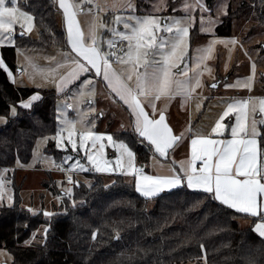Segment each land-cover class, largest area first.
Returning a JSON list of instances; mask_svg holds the SVG:
<instances>
[{
	"label": "rangeland",
	"instance_id": "374dc122",
	"mask_svg": "<svg viewBox=\"0 0 264 264\" xmlns=\"http://www.w3.org/2000/svg\"><path fill=\"white\" fill-rule=\"evenodd\" d=\"M18 1L0 0V47L15 44L19 33L33 39L39 36L33 18L18 6ZM182 1L54 0L63 3L67 12L69 7L72 9L71 15L78 21L88 46L97 45L107 54L105 49L110 43L119 44L125 51L119 55L120 63L127 72L126 77L120 70L118 73L127 81L134 77L144 86L151 88L154 84L151 92L163 91L165 84L168 94L191 96L199 107L196 109L194 105L192 110L201 109L197 117L193 116L194 133L228 131L233 137L258 138L264 133V25L259 24L251 11L233 22L231 36L218 37L212 26L223 15L224 3L220 1L217 8L216 0L212 9L206 7L212 15L200 16L199 10L194 17V13L173 12ZM198 3L208 14L205 0H191L193 5ZM148 4L144 11L142 6L147 8ZM227 6L228 2L226 9ZM159 9L165 12L163 16L156 13ZM58 16L62 28L59 11ZM198 19L201 32L208 36L200 35L197 25L190 48V32ZM72 62L66 51L19 48L11 81L16 87L50 90L70 70ZM217 77L227 80L217 89H209ZM64 89L63 93L53 89L59 95L56 135L37 139L28 164L17 163L15 172L10 171L12 180L6 178L8 171H0L1 207L14 205V186L21 185L20 206L31 214L42 213L50 218L64 210L65 199L71 200L73 186L89 184L87 174L100 175L107 181L115 176L131 178L136 174L138 162L134 153L117 140V135L132 131L131 125L110 95H105L99 83L90 79L71 82ZM198 96L206 97L195 100ZM160 105L166 107L167 102L161 101ZM16 113L17 109L11 107L10 116ZM6 123L7 119L0 117V126ZM50 145L61 153V161L45 153ZM262 162L264 165V158ZM46 180L48 183L44 184ZM59 192L64 195L59 196ZM249 223V218L239 221L242 228ZM47 229V225L42 226L24 246L43 242ZM11 263V254L0 250V264Z\"/></svg>",
	"mask_w": 264,
	"mask_h": 264
},
{
	"label": "trees",
	"instance_id": "16d2710c",
	"mask_svg": "<svg viewBox=\"0 0 264 264\" xmlns=\"http://www.w3.org/2000/svg\"><path fill=\"white\" fill-rule=\"evenodd\" d=\"M215 1L205 0L206 7L212 9ZM18 6L33 18L40 33L35 39L16 36L13 46L0 48L1 59L12 73L19 48H68L54 0H19ZM251 11L264 25V0H231L215 35L231 36L233 22ZM197 25L190 32V48ZM36 94L39 99L28 110L18 106ZM58 98L53 89L16 87L0 67V117L7 119L0 126V171H8V180L14 178L10 171L15 172L17 163L28 164L37 139L56 135ZM11 107L17 109L15 116L9 114ZM117 140L128 145L138 165L147 169L151 150L133 131L117 135ZM258 141L263 160V132ZM45 153L61 161L54 145ZM86 179L89 184L73 186L64 210L50 218L22 208L18 195L21 185L14 186V205L0 206V250L11 254V264H264V236L252 227H240L239 221L249 217L223 206L209 194L182 187L146 199L123 176L107 181L87 174ZM44 225L48 229L43 242L24 246ZM115 235L117 240H113Z\"/></svg>",
	"mask_w": 264,
	"mask_h": 264
},
{
	"label": "crops",
	"instance_id": "0c3cea01",
	"mask_svg": "<svg viewBox=\"0 0 264 264\" xmlns=\"http://www.w3.org/2000/svg\"><path fill=\"white\" fill-rule=\"evenodd\" d=\"M220 1L224 3V13L212 26L214 35L215 28L227 13L225 4L230 2L218 0L217 8ZM187 2L188 0L182 1L173 12L181 15L194 13L195 17L201 10L200 16L212 15L205 3L208 14L203 11L200 3L193 5L191 0L189 4ZM55 4L66 35L68 46L66 52L73 59V64L67 73L60 78L58 76L59 80L53 89L63 93L66 91L65 86L71 82L90 79L99 83L105 95H110L116 107L126 115L132 131L143 145L151 150L147 169L137 164V171L133 177L123 176L134 184L136 192L146 199L182 187L209 194L223 206L249 217L250 223L244 228L252 227L255 233L264 236V165L260 154L259 137H233L228 131L220 134L194 133L193 116L197 117L201 109L192 110L194 105L196 109L199 107L194 104L191 96L168 94V87L165 88V84L162 85L163 91L151 92L154 87L152 82L153 87L150 88L134 77L127 81L125 78L127 71L121 65L120 59L118 63H113L109 59L108 47L105 54L97 45L94 48L88 46L78 21H74V16L71 15L72 9L69 7L67 12L63 3ZM190 5L193 8H188ZM142 7L146 11L149 4L147 8ZM92 11H96V8ZM156 13L160 16L165 14L160 9ZM197 24L199 34L208 36L201 32L199 19ZM12 35L10 36L13 37ZM124 52L118 44V57ZM0 67L13 84L11 81L13 73L7 69L1 56ZM118 70L125 77L119 74ZM204 97L206 96H198L195 100L202 101ZM38 99L37 94L33 95L18 106L28 110ZM161 101L167 102L166 107L161 108Z\"/></svg>",
	"mask_w": 264,
	"mask_h": 264
},
{
	"label": "built area",
	"instance_id": "2783aa9c",
	"mask_svg": "<svg viewBox=\"0 0 264 264\" xmlns=\"http://www.w3.org/2000/svg\"><path fill=\"white\" fill-rule=\"evenodd\" d=\"M117 50H118V44L117 43H110L108 47V55L109 59L113 63H118L119 62V57L117 55Z\"/></svg>",
	"mask_w": 264,
	"mask_h": 264
},
{
	"label": "water",
	"instance_id": "95a60500",
	"mask_svg": "<svg viewBox=\"0 0 264 264\" xmlns=\"http://www.w3.org/2000/svg\"><path fill=\"white\" fill-rule=\"evenodd\" d=\"M20 36H22V33H19L17 35V37H20ZM17 70L20 72V69H17ZM226 80H227L226 77L224 79H221L220 77H217L216 80L212 84H210L208 88L211 89V90H215V89H217L219 87V85L221 84L222 81H226ZM58 195L59 196H63L64 193L59 192ZM113 240H117V236L116 235L114 236Z\"/></svg>",
	"mask_w": 264,
	"mask_h": 264
}]
</instances>
